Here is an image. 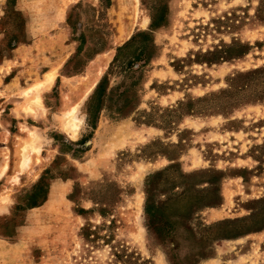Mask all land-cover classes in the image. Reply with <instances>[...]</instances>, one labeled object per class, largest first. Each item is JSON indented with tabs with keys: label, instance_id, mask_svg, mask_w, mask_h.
I'll use <instances>...</instances> for the list:
<instances>
[{
	"label": "rangeland",
	"instance_id": "374dc122",
	"mask_svg": "<svg viewBox=\"0 0 264 264\" xmlns=\"http://www.w3.org/2000/svg\"><path fill=\"white\" fill-rule=\"evenodd\" d=\"M0 264H264V0H0Z\"/></svg>",
	"mask_w": 264,
	"mask_h": 264
},
{
	"label": "bare ground",
	"instance_id": "6f19581e",
	"mask_svg": "<svg viewBox=\"0 0 264 264\" xmlns=\"http://www.w3.org/2000/svg\"><path fill=\"white\" fill-rule=\"evenodd\" d=\"M137 2L138 0H134ZM54 75L53 72H50L46 76L47 83H51ZM81 119L76 117L74 113H69L68 116L65 118V127L70 131L71 137H76Z\"/></svg>",
	"mask_w": 264,
	"mask_h": 264
},
{
	"label": "trees",
	"instance_id": "16d2710c",
	"mask_svg": "<svg viewBox=\"0 0 264 264\" xmlns=\"http://www.w3.org/2000/svg\"><path fill=\"white\" fill-rule=\"evenodd\" d=\"M155 24V23H154ZM100 87V85L98 86V88ZM155 219L152 218V222H154Z\"/></svg>",
	"mask_w": 264,
	"mask_h": 264
},
{
	"label": "crops",
	"instance_id": "0c3cea01",
	"mask_svg": "<svg viewBox=\"0 0 264 264\" xmlns=\"http://www.w3.org/2000/svg\"><path fill=\"white\" fill-rule=\"evenodd\" d=\"M5 168H7V167L5 166ZM5 168H4V169H5Z\"/></svg>",
	"mask_w": 264,
	"mask_h": 264
}]
</instances>
